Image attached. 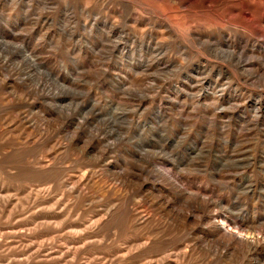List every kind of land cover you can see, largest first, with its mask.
<instances>
[{
	"label": "rangeland",
	"instance_id": "obj_1",
	"mask_svg": "<svg viewBox=\"0 0 264 264\" xmlns=\"http://www.w3.org/2000/svg\"><path fill=\"white\" fill-rule=\"evenodd\" d=\"M245 11L264 0H0V264H264Z\"/></svg>",
	"mask_w": 264,
	"mask_h": 264
},
{
	"label": "bare ground",
	"instance_id": "obj_2",
	"mask_svg": "<svg viewBox=\"0 0 264 264\" xmlns=\"http://www.w3.org/2000/svg\"><path fill=\"white\" fill-rule=\"evenodd\" d=\"M254 15V18L255 20H257V23H258V26H259V29H258V32L260 33V29L264 30V13L261 14L260 16H256V14L250 12V11H245L244 12V16L247 17V18H250V19H253ZM220 222L218 223H215L214 226L216 227V230H217V233H219L220 237H223V238H227V239H230L232 236L234 237H239V238H245L246 239V236L242 233H239L237 231H233L229 225H227V223L223 220H219ZM232 239V238H231ZM238 239V238H237ZM254 240V239H253Z\"/></svg>",
	"mask_w": 264,
	"mask_h": 264
}]
</instances>
